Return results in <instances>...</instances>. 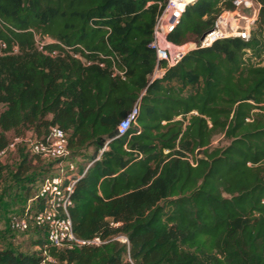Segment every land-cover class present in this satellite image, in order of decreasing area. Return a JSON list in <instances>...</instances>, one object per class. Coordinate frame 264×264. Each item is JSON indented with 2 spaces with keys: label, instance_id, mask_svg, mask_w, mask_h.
I'll list each match as a JSON object with an SVG mask.
<instances>
[{
  "label": "trees",
  "instance_id": "16d2710c",
  "mask_svg": "<svg viewBox=\"0 0 264 264\" xmlns=\"http://www.w3.org/2000/svg\"><path fill=\"white\" fill-rule=\"evenodd\" d=\"M166 1L0 0V152L62 128L83 159L67 179L74 233L103 241L61 250L40 236L23 251L0 234V264H39L44 250L63 264H264V0L248 39L197 45L152 78ZM233 8L193 0L167 38L199 44ZM217 134L227 144L212 146ZM16 151L30 199L55 161ZM7 168L0 157V181Z\"/></svg>",
  "mask_w": 264,
  "mask_h": 264
},
{
  "label": "built area",
  "instance_id": "2783aa9c",
  "mask_svg": "<svg viewBox=\"0 0 264 264\" xmlns=\"http://www.w3.org/2000/svg\"><path fill=\"white\" fill-rule=\"evenodd\" d=\"M188 4L185 0H167L157 15L153 39L149 44L156 53V66L152 78L160 77L167 67L177 64L190 49L197 45L209 46L219 38L230 36L248 39L261 6L255 0H233L234 8L224 9L217 15L212 27L201 37L199 44L188 41L177 45L170 42L167 37L180 23ZM249 10L251 13H246ZM36 41L42 48L43 44L53 40L48 37L42 40L36 35ZM2 45L6 46L5 43ZM137 114L138 105L136 104L119 123L120 134L125 133L130 125L136 122ZM19 144L24 145L31 154L55 161L57 172L55 175L44 177L36 194L28 200L32 202L42 199L43 206L32 211L29 204L22 214L12 217L11 227L17 231H27L32 227L43 229L49 244L61 250H72L85 244H101L103 241L99 236L83 240L77 238L73 230L69 206L72 202L71 193L75 180L67 179L69 173L76 170V164L68 160L70 149L66 132L59 126H52L48 134L41 139L33 137L31 133L15 136L0 152V157L8 151H16ZM111 224L114 223L111 222ZM125 240L127 241L126 237ZM43 254L44 258L39 264L56 262V259L47 251L44 250Z\"/></svg>",
  "mask_w": 264,
  "mask_h": 264
},
{
  "label": "rangeland",
  "instance_id": "374dc122",
  "mask_svg": "<svg viewBox=\"0 0 264 264\" xmlns=\"http://www.w3.org/2000/svg\"><path fill=\"white\" fill-rule=\"evenodd\" d=\"M246 13L250 14L251 12L249 10L246 11ZM227 142L228 140L223 134H217L213 138L212 146H223L227 144ZM22 146L27 153H30L24 145ZM1 158L3 161L8 162V168L3 173V177L0 181V234L4 236V240L20 250L31 251L34 248V241L40 236L46 238V235L43 229L35 227L27 231H17L11 227L12 217L16 214H22L29 204L32 207L34 201H28V195L25 192L26 186H23L20 181L14 180L12 176L14 173V166L18 161L17 151H8ZM68 160L73 161L77 166L82 163L83 159L80 156H71ZM40 184L41 181L38 180L29 192V196L33 197L36 194ZM116 241L121 244H127L124 236L117 237ZM51 264L63 263L56 260V262H52Z\"/></svg>",
  "mask_w": 264,
  "mask_h": 264
},
{
  "label": "bare ground",
  "instance_id": "6f19581e",
  "mask_svg": "<svg viewBox=\"0 0 264 264\" xmlns=\"http://www.w3.org/2000/svg\"><path fill=\"white\" fill-rule=\"evenodd\" d=\"M193 0H185V2H187V3H190V2H192Z\"/></svg>",
  "mask_w": 264,
  "mask_h": 264
}]
</instances>
